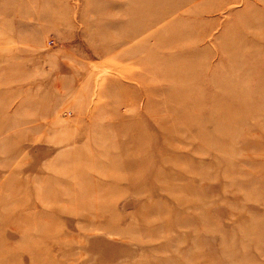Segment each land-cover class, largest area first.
<instances>
[{"label":"rangeland","instance_id":"rangeland-1","mask_svg":"<svg viewBox=\"0 0 264 264\" xmlns=\"http://www.w3.org/2000/svg\"><path fill=\"white\" fill-rule=\"evenodd\" d=\"M0 264H264V0H0Z\"/></svg>","mask_w":264,"mask_h":264}]
</instances>
